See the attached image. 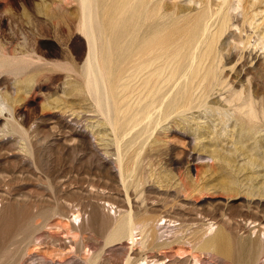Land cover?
Wrapping results in <instances>:
<instances>
[{"label": "rangeland", "instance_id": "1", "mask_svg": "<svg viewBox=\"0 0 264 264\" xmlns=\"http://www.w3.org/2000/svg\"><path fill=\"white\" fill-rule=\"evenodd\" d=\"M155 2L167 9L165 19L175 18L176 11L181 20L207 13L210 29L205 35L218 28L224 13L229 17V27L217 43L221 61L217 74L221 82L208 87L205 81L192 97L193 106L202 102L219 118L213 124L217 131L211 135L214 139L197 140L191 134L192 157L184 164H174L172 154L165 148L149 144L140 163L148 173H154L155 179L138 198L140 218L171 221L181 231L180 240L170 247L145 249L137 264H173L175 259L185 258L189 264H264L261 244L248 236L256 224L261 232L264 230V167L250 168L244 157L233 150L231 141L235 116L249 117L246 102L253 103L258 115L254 121L264 123V0ZM78 15L77 0H0V111L7 106L20 120L25 119L23 129L37 125L35 133L27 136L11 122L8 110L3 115L0 112V126L4 127L7 120L14 125L8 134L0 131V201L4 196L20 200L26 197L22 194H30V203L40 204L39 210L34 209V224L43 223L58 205L68 207L72 219L74 212L85 208L92 192L108 207L126 199L115 155L110 164L114 167L109 171L86 150L60 158L57 144L47 143V155L40 166L30 152L31 141L41 145L45 132L51 140L67 136L71 128L84 131L78 115L95 113L84 111L95 110V96L78 90V80H82L78 72H83L88 54L85 36L76 25ZM16 70L19 72L15 76ZM57 104L60 107L54 108ZM205 107L191 110L192 115L201 117L200 123L210 116L204 112ZM60 120L71 127L50 132ZM134 132L126 140L131 141ZM211 139H220L230 163L216 159L209 148L202 146L201 140ZM143 141L144 137L139 138L137 145ZM123 150L127 151L125 146ZM198 156L206 159L198 160ZM186 172L191 180L184 191L175 179ZM163 178L173 184L168 186ZM69 218L52 216L44 228L33 232L32 244H40L39 250L30 249L24 254L25 241L17 240L15 247L9 246V257L0 255V264H86L84 258L97 253L101 257L95 264L125 263L132 249L127 239L107 241L105 235L94 230L71 232L66 228ZM222 220L235 229L237 240L222 230L208 235L209 224H221ZM44 248L50 255H45Z\"/></svg>", "mask_w": 264, "mask_h": 264}, {"label": "bare ground", "instance_id": "2", "mask_svg": "<svg viewBox=\"0 0 264 264\" xmlns=\"http://www.w3.org/2000/svg\"><path fill=\"white\" fill-rule=\"evenodd\" d=\"M77 3L79 15L76 16V25L85 36L88 46L83 72H78L82 76V80H78L81 82L78 90L95 96V110L84 109L95 113H79L77 120L83 121L84 131L71 128L72 132L67 136L51 140L48 132H45L41 145L31 141L30 152L40 166L47 155L44 151L47 143L57 144L60 158H70L86 150L94 154L109 171L114 167L110 164L115 155L126 199L117 206L108 207L99 202L102 198L96 192H92L85 208L74 212L72 219L68 216L69 208L58 205L43 223L34 224V209L39 210L40 204L32 205L28 200L30 194H22L27 198L20 200L11 195L4 196L0 201V255L9 257V248L15 247L14 244L20 239L25 241L24 254L32 249L39 250L40 244H32L33 232L44 228L48 219L57 215L60 219L69 218L66 228L71 232L94 230L105 235L107 241L127 239L132 249L124 264H137L145 249L170 247L180 240L181 231V227L171 221L140 218L138 198L147 190V184L155 182L154 173H148L140 163L145 159L149 144L165 148L168 154H172L170 156L174 164H184L192 157L191 134H195L197 140L207 137L214 139L211 135L217 131L213 124L219 118L202 102L193 106L192 97L205 81L208 87L221 82L217 74L221 62L217 43L228 30L229 17L224 13L218 28L205 35L210 29L207 13L181 20L178 17L180 12L176 11L175 18L165 19L168 16L167 9L155 0H77ZM18 72L16 70L15 76ZM182 78L185 80L177 85ZM202 106L205 107L204 112L210 115L205 123H200L201 117L191 113L193 108ZM245 106L249 108L246 113L249 117L235 116L231 141L233 150L244 157L250 168L256 169L264 167V123L254 121L258 115L252 101L246 102ZM58 107L59 104L54 108ZM4 110H8L11 122L19 128L23 127L25 119L20 120L7 106L1 108L2 115ZM57 123L58 126L51 127L50 132L71 127L68 122L60 120ZM36 127L32 125L21 130L30 136L35 133ZM11 129H14V125L9 124V120L4 127L0 126V131L7 134ZM133 132V139L126 140ZM142 137L144 141L138 146L137 140ZM201 144L209 148L216 159L231 162L224 153L227 149L223 148L220 139L216 142L201 140ZM123 146L127 151L123 150ZM200 159L206 158L198 156ZM175 180L180 189H189L191 177L187 172ZM162 181L168 186L173 184L164 178ZM119 190L122 191L121 188ZM178 192L177 197H181ZM259 226L254 225L253 232H248V236L261 244L264 253V230L261 232ZM220 230L229 232L237 240L235 229L226 220H222L221 224L210 223L206 228L208 235ZM134 245L138 249H133ZM44 253L50 255L47 249ZM99 257L101 255L97 253L84 258V261L86 264H95ZM177 262L189 264L190 260L175 259L173 264Z\"/></svg>", "mask_w": 264, "mask_h": 264}]
</instances>
